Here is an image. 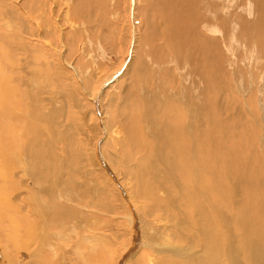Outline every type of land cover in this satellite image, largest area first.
<instances>
[{"label":"bare ground","instance_id":"bare-ground-1","mask_svg":"<svg viewBox=\"0 0 264 264\" xmlns=\"http://www.w3.org/2000/svg\"><path fill=\"white\" fill-rule=\"evenodd\" d=\"M136 1L129 0L131 13ZM237 4L243 6V0L160 3V36L173 48L166 54L170 60L162 61L169 68L160 72V67L165 69L161 65L144 75L141 67L134 81L145 84L144 76L155 75L157 85L169 78L178 89L166 87L158 102L145 88L134 89L129 98L139 113L126 116L131 122L123 120V129L130 131V139L134 132L142 133L149 143L146 147L138 138L134 144L149 151L135 161L141 184L135 192L143 200L148 194L159 198L145 199L153 203L146 208L141 201L140 208L137 194L129 192L101 153L113 130L101 119L103 96L86 93L83 75L77 77L79 71L59 50L65 48L66 32L62 15H57V0L0 1V264H264V100L255 109L257 93L244 97L247 90L239 89L235 65L229 63L227 71L222 59L228 53L235 55V48L230 44L222 50L214 38L219 33L222 40L221 32L230 34L232 27L226 24L223 30L222 22L230 19ZM246 8V15L255 21L243 30L259 43L254 59L264 63V12L255 15L253 4ZM127 31L130 42L135 30ZM55 38L58 47L51 40ZM110 81L103 82L98 92ZM261 90L264 86L260 95ZM90 102L92 115L99 120L94 127L101 131L93 151H85L102 167L89 166L85 151L72 138L76 129L55 117L57 109L78 110L92 106ZM90 127L92 132V122ZM57 163L67 164L80 181H71L70 174L62 178L65 168L53 166ZM160 176L161 182L154 179ZM138 208L151 218L152 212H162L163 218L146 221L148 215L141 217ZM78 209L85 214H127L131 230L117 229L119 222L116 232L104 222L103 235L88 227H96L92 213L85 216ZM78 225L88 228L71 235Z\"/></svg>","mask_w":264,"mask_h":264},{"label":"rangeland","instance_id":"rangeland-1","mask_svg":"<svg viewBox=\"0 0 264 264\" xmlns=\"http://www.w3.org/2000/svg\"><path fill=\"white\" fill-rule=\"evenodd\" d=\"M65 1H66V3H65ZM150 1H152V0H137L135 3H137L138 5L137 4L134 5L132 13L128 10V6H130L129 0H69V1L68 0H61V1L57 0L59 7H57L58 5L56 6L57 15L58 16L62 15L61 16L62 19H61V17L59 18L61 21V24H62L61 26L64 25L63 28H64V31L66 32L65 41L63 44V46L65 48H60L59 50H62L64 52L63 56H65L67 58V60H66V58H65V60L68 61V63L70 65L72 64V67L76 68V71L77 70L79 71L78 72L79 74H77V77L80 78L81 75H83L80 80H81V83H83L82 86H84L86 88V93H88V95L90 97L92 94L93 95L99 94L100 96L101 95L103 96V98L101 99V105H102L101 107L103 109V113H105V114H102V118H101L102 121L105 124L107 123L106 125L109 129L111 128V130L112 129L114 130L116 127V128H119V130H120V131L116 130V133L113 132V130L110 132L106 141L102 144L101 153L103 154V156L105 155L104 156L105 160L108 162L109 165H111V168L114 170L115 173H117L118 177L119 176H120V178L122 177L121 179H122L123 184H125L124 186L127 189H131L130 191L129 190L128 191L132 194L135 193L134 197L138 192V186L140 184L138 182L139 181V174H138L137 167H134L136 164L135 161H136V159L140 158L142 154L145 156L147 154V152L149 153L148 149L146 148L147 145H149V143H148V141L146 142L142 133H137L135 135V132H134L133 138L130 139V137L128 136L129 135L128 133H130V131L129 130L126 131L125 129H123L124 124H125L124 121H126V123L131 122V121H128L129 118H126V116L127 117L129 116L131 118L132 112L134 113V111H135L136 115L139 113V112H136V110H134L135 108H133V105L131 104V101L129 100V98L135 92L134 89H136L139 92L141 89L145 88L146 91H149L151 93L152 97L155 96L154 98H156V102H158L159 99L157 97H159L160 94L163 95L164 89L166 87H170L172 85L171 80L169 78H165L162 83H159L157 85V83H156L157 80H155L156 78H154L155 75H153V76L151 75L150 77H149V75L147 77L144 76V81H145L144 83L145 84H143V83L139 84L136 81H134V79H137V77L135 76L137 74V72H141V71H139L141 69V67H143L145 69L144 70L142 68V72H144V75H147V73L149 74V71H152V72H150V74L155 72L156 67L159 68L161 65L165 66V69L160 67L161 70H158V71L162 72V71H165L166 69H168L169 67L167 68L166 64L165 65L162 64V61H168L169 58H168V56H166V54L170 55L173 52L172 51L173 48L168 46L167 43L165 44L164 41L161 39V36H160V29H161L160 23H163L161 21V14H162L161 8L162 7H160V3L162 0H155L152 2H150ZM68 2H70V5ZM152 3H154V5ZM248 4H253V7L256 8L257 12H255V15L260 14L261 13L260 10H262L264 12V0H261V1L260 0H243V6H240V4H237L233 7L234 10H230V13H232V14L230 15V19L228 21L222 20L223 21L222 22L223 30L226 29V24H227V27H229V26L232 27L230 34H226L224 36V33L221 32L223 35L222 40L219 38V33L216 36H214V38H216L219 41V44H220L219 48H221L222 50L229 49L230 44H231V48H235V50H236L235 55L236 56L235 55L231 56L228 53L222 57V59L225 61V65H226L225 69L228 71V64L231 62H232V64L235 65V70L233 71V73L236 74V77H237L236 79L239 78L238 80L241 81L239 89L241 88V89L247 90V94L244 93V97L249 95V94L252 95L253 93L254 94L257 93V97L254 98L257 101L256 102L253 101L254 107L256 109L259 107L255 104H258V101L260 102V99L264 100V95H263L264 91L261 90L262 95H260L261 92L259 91L261 89V87L264 86V63L258 62L254 59L255 53H256L255 50L258 47L259 43L257 44L256 41L253 42L252 39H248V37L246 36V34L244 32V30L249 27L251 22L255 21V20H253V18H250L249 15H246L247 11H248V8H246V7L248 6ZM1 7L2 6H0V8ZM235 7L238 9L235 10ZM240 7H241V9H240ZM58 8H59V10H58ZM243 8H245V9H243ZM69 13H70V15H69ZM64 14H66V15L64 16ZM64 20H66V22ZM69 21L71 22V24H73V25L75 24V25L74 26L71 25ZM66 24H67V26H66ZM127 30H129V31L135 30L134 31V40H132L130 42H129L128 38H126V34L130 33V32L127 33L128 32ZM234 30L238 31V32L235 33ZM255 30L256 29H254V31ZM240 31H241V35L238 36ZM116 32H118V33H116ZM204 32L206 33V31H204ZM122 35H123V37H122ZM123 38L125 39V41L128 40V42H125V41L122 42ZM232 38H233V40H232ZM51 40H52L53 44H55L54 46L58 47L59 44L55 43L56 41L58 42L57 38L51 39ZM68 41H70L71 43H68ZM235 42H237V43H235ZM130 43H132V44H130ZM235 44H236V46H235ZM251 49L254 51H252ZM164 50H166V51H164ZM170 50H171V52H170ZM166 58H168V59H166ZM133 60H134V62H133ZM158 63H159V65H158ZM168 63H170V61ZM132 70L133 71L135 70V71L132 72ZM113 74H115V75H113ZM113 76H115V77H113ZM151 77H153V78H151ZM233 77H232V79H233ZM146 78L149 79V82H148V80H145ZM234 79H235V77H234ZM106 80H111V81L109 83L106 82L105 88L100 90L101 93L98 92L99 86H101L103 84V82H105ZM115 81H116V85H115ZM113 82H114V86H113ZM107 83H108V85H107ZM139 85L141 87H139ZM172 86L173 87H170V88H172V89L175 88L176 90L178 89V87L174 86V82H173ZM126 87H128V88H126ZM257 90L259 92H257ZM81 92L82 91H80V93ZM165 92H168V91H165ZM105 93H107V95ZM127 95H128V97H127ZM237 96L239 97V95H237ZM99 99H100V97H99ZM245 100L243 99L244 102H245ZM247 100H248V97H247ZM90 104L92 106L88 105L89 108H88V106H87V108L86 107H83V108L79 107L80 109L76 110V109H73V107H72V109L70 107V108L64 109V110L57 109V111L55 112V117L61 116V121L63 123L64 122L69 123L73 127L74 132L76 129L75 136H73L72 138L76 144L79 143L78 147H80V151H82V152L85 151L86 149H87L86 150L87 152L93 151L92 146L94 144V140H95L96 136L99 135V132L101 131V128L97 129V127H94L96 125L94 122H96V121L99 122V120L95 121V118L92 115L94 112L93 111V104L91 102H90ZM126 104H127V106H126ZM170 106L173 107L172 105H170ZM247 107L248 106L246 104H244V108H246V110L248 111ZM86 109H87V111H86ZM126 110H127V112H126ZM58 111L60 112L59 114H58ZM68 111L71 113L69 114ZM82 111H83V114H81ZM135 113H134V115H135ZM69 115H71V116L69 117ZM89 115H90V118H92L90 121L92 122V125L94 127V130L92 128V132H91V127H90L91 122H89V118H88ZM67 117L71 118L72 120L68 121L69 120V118H68V120L66 121ZM87 118H88V120H87ZM82 119H84V120H82ZM98 119H99V117H98ZM104 119H105V121H104ZM133 123H135L134 119H133ZM136 125L138 126V124H136ZM78 126H80V127H78ZM228 126H230V125H228ZM82 127H83V129H82ZM135 128L137 129L138 127H135ZM80 130H82V131L80 132ZM116 134H118V137H120V138H116V136H117ZM77 135H79V136L77 137ZM90 136H92V137H90ZM134 136H135V138H134ZM75 137H77V138H75ZM138 138H142V139H139V141L142 145L146 146L144 148V150L137 149L135 147L136 145H134V144L136 143V140ZM88 140L91 142H89ZM113 142H116V143H113ZM131 148L133 149V151ZM86 151L83 152V154H84L83 156L86 158V160H88L90 162V163L88 162L89 166L90 167H93V166L94 167H102V166H98V165L96 166L97 163H96V161H94L95 156H93L92 153L88 154L90 157H86L85 156V155H87ZM116 151H117V153H116ZM72 152L73 151L66 152V157L68 156L67 158H69L72 155ZM106 152H108L109 154ZM134 154L135 155L137 154L138 156L136 155L137 156L136 157ZM92 157H93V159H92ZM89 158H90V160L91 159L92 160L90 161ZM133 159H134V162H133ZM91 164L92 165L94 164V165L91 166ZM65 165H67V164L60 165L57 163V165H53V166H57V167H63L64 166L63 168H65V169H63L64 170L63 174H61L62 178L66 179V177H68V176L63 177L64 174L65 175L70 174L69 176H70L71 181L75 180L74 183H78L80 180L78 181L77 179H79V178L77 176H75L74 174H72L71 172H69V170L71 168L67 169L68 167L67 166L65 167ZM123 165L126 166V168H127L126 171L124 169L125 166H123ZM82 166H84V165H82ZM128 168L130 169V171ZM160 169H161L160 171L164 170L163 167H160ZM133 170H134V172H133ZM157 170H158V168H155V171H157ZM66 172H69V173H66ZM78 175L80 176L79 173H78ZM45 176L46 175L43 176V179ZM74 176H75V178H74ZM132 176L135 178H132ZM178 176L179 175H177V177ZM136 177H137V179H136ZM96 179H97L96 177L95 178H94V176L92 177V181L95 182ZM154 179L158 180V182H161L164 178L160 176V177L154 178ZM128 182H129V184H128ZM96 183H98V181H96ZM130 184H132V185H130ZM159 184L163 185L162 183H159ZM82 185H83V183H82ZM84 187L82 189L86 190L87 188H84ZM90 187L92 188V185H90ZM135 189H137V190H135ZM143 190H142V192H143ZM135 191H137V192H135ZM137 195H139L140 198L137 197ZM137 195H136L135 199L138 202L140 201L139 202L140 208L143 205L142 202H144L143 208H146L148 205H151V206L153 205L152 202L144 201L145 199L146 200H149V199L153 200L154 198L159 199V198H157V196L154 197V194L153 195H150V194L145 195L147 198H145L144 200L141 199V194H137ZM86 199L94 201V202H98L96 200H93L92 198H90V199L87 198V196H86ZM162 200H164V199H162ZM140 208L137 209L138 212L141 211L140 216L141 217L144 216L143 218H145V215L146 216L148 215V217L150 218V219H147L148 217H146L145 218L146 221L147 220L152 221L153 219H157L159 217V215H160L159 218H163L162 212H160L161 214H155V212H156L155 211V212H152V218H153L152 219L151 215L149 213L146 214L145 210L140 209ZM78 211H80L79 212L80 214L83 213L82 215L85 214V212H82L83 210L78 209ZM89 213H92L91 221H93V224L96 223L95 226L96 227L99 226L97 228L98 230L94 226H88L92 230H96L97 232L102 231V233H104V231H106L104 224L110 225L113 229H116V227L119 225V222H120L121 226H118L117 229H121L123 227L122 228L123 230H124V228H126V229L128 228L127 230H129V231L131 230L130 219L128 218L127 214L125 215V214L120 213L121 214L120 215L119 213H114L113 215H108V213H106L104 211H102V214H99L97 211H94V212H87L85 214V216H90L91 214H89ZM121 219H123V220H121ZM107 225H106V228H107ZM72 226H73V224H72ZM79 226L80 225L76 226L78 231L73 230L71 235L88 228L86 225H81L80 227ZM67 227H68V229H71V226L70 227L67 226ZM117 229L115 230L116 232H117ZM132 229H134V228L132 227ZM57 230L58 229H56L55 232H57ZM105 234L106 233H104L103 235H105ZM126 236L128 237V234ZM62 243L63 242H61V244ZM115 243H116V241H115ZM68 244L70 245L71 243H68V242L63 243V245H65L67 247L69 246ZM116 244H118V243H116ZM84 264H86V263L84 262Z\"/></svg>","mask_w":264,"mask_h":264}]
</instances>
